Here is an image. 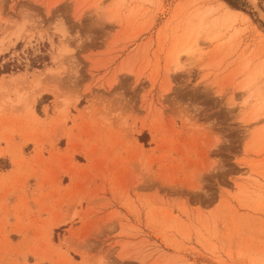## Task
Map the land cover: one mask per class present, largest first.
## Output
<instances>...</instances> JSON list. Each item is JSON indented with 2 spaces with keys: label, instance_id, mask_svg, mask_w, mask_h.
<instances>
[{
  "label": "rangeland",
  "instance_id": "374dc122",
  "mask_svg": "<svg viewBox=\"0 0 264 264\" xmlns=\"http://www.w3.org/2000/svg\"><path fill=\"white\" fill-rule=\"evenodd\" d=\"M258 1L0 0V264H264Z\"/></svg>",
  "mask_w": 264,
  "mask_h": 264
},
{
  "label": "crops",
  "instance_id": "0c3cea01",
  "mask_svg": "<svg viewBox=\"0 0 264 264\" xmlns=\"http://www.w3.org/2000/svg\"><path fill=\"white\" fill-rule=\"evenodd\" d=\"M7 121H11L12 116L10 114L6 115ZM11 127L12 125H8ZM6 128L2 134H0V161L5 160L11 164V171L15 170L16 167V155L18 154V143L17 141H12L16 139L15 131Z\"/></svg>",
  "mask_w": 264,
  "mask_h": 264
},
{
  "label": "bare ground",
  "instance_id": "6f19581e",
  "mask_svg": "<svg viewBox=\"0 0 264 264\" xmlns=\"http://www.w3.org/2000/svg\"><path fill=\"white\" fill-rule=\"evenodd\" d=\"M249 1V3L251 2L252 4H256V2H259L258 0H247ZM213 10V9H212ZM205 18H203L199 24V27H201V32L202 28H206L207 27V24L206 22L204 23V20ZM238 19V13L237 11L235 10H232V9H228L226 11V13L223 14V18L219 19L220 22H221V25L225 26V27H229L231 24H233L234 22H236ZM263 21H264V18H263ZM214 23V22H213ZM218 24V23H217ZM213 25V24H212ZM220 25V26H221ZM214 26V25H213ZM212 28V27H211ZM208 29V28H207ZM205 29V30H207ZM227 29V28H226ZM194 46L191 47V48H188V50H186L185 52L188 54V55H192L195 53V50H194ZM5 51V48H4V44L2 41H0V54L3 53ZM20 76V75H19Z\"/></svg>",
  "mask_w": 264,
  "mask_h": 264
},
{
  "label": "snow or ice",
  "instance_id": "6c2138e0",
  "mask_svg": "<svg viewBox=\"0 0 264 264\" xmlns=\"http://www.w3.org/2000/svg\"><path fill=\"white\" fill-rule=\"evenodd\" d=\"M52 6H55V5H52ZM58 30H60V29H58Z\"/></svg>",
  "mask_w": 264,
  "mask_h": 264
},
{
  "label": "trees",
  "instance_id": "16d2710c",
  "mask_svg": "<svg viewBox=\"0 0 264 264\" xmlns=\"http://www.w3.org/2000/svg\"><path fill=\"white\" fill-rule=\"evenodd\" d=\"M234 6V4H232Z\"/></svg>",
  "mask_w": 264,
  "mask_h": 264
},
{
  "label": "water",
  "instance_id": "95a60500",
  "mask_svg": "<svg viewBox=\"0 0 264 264\" xmlns=\"http://www.w3.org/2000/svg\"><path fill=\"white\" fill-rule=\"evenodd\" d=\"M255 8V7H254ZM256 9V8H255Z\"/></svg>",
  "mask_w": 264,
  "mask_h": 264
}]
</instances>
